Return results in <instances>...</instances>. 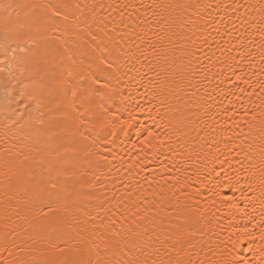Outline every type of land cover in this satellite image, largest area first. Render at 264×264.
Segmentation results:
<instances>
[{
  "label": "bare ground",
  "instance_id": "obj_1",
  "mask_svg": "<svg viewBox=\"0 0 264 264\" xmlns=\"http://www.w3.org/2000/svg\"><path fill=\"white\" fill-rule=\"evenodd\" d=\"M4 4L0 264H264V0Z\"/></svg>",
  "mask_w": 264,
  "mask_h": 264
},
{
  "label": "snow or ice",
  "instance_id": "obj_2",
  "mask_svg": "<svg viewBox=\"0 0 264 264\" xmlns=\"http://www.w3.org/2000/svg\"><path fill=\"white\" fill-rule=\"evenodd\" d=\"M0 7H3V9H4L2 15L6 19H10L9 9H11L13 6L11 4H4ZM44 7H47V5H44ZM59 14H60L59 9H57L56 12L53 13V15H59ZM0 50H3L5 58H7V55L9 54V52L12 51L9 47L7 40L0 43ZM34 70L38 71L39 70L38 66ZM92 83L95 84V83H97V81L94 80ZM60 91H63V89H61ZM73 95H75V92H73ZM37 106H39V105H37ZM70 159H72V157H65V160H70ZM60 175H62V173L57 172V176H60ZM47 184L52 190L55 191L56 199L54 201L46 203V204L41 202L38 205L40 213L44 216H47L48 212H55L56 209H61V210L67 211V209H65L63 207V204L61 203V201L63 199H65L68 194L71 193V189L66 185L58 186V183L52 179H49L47 181ZM52 194L53 193H49V195H52ZM45 208L47 209V211H45ZM262 227H264V225H262ZM50 231H57V229H50ZM70 264H80V262L74 260V261H71Z\"/></svg>",
  "mask_w": 264,
  "mask_h": 264
}]
</instances>
